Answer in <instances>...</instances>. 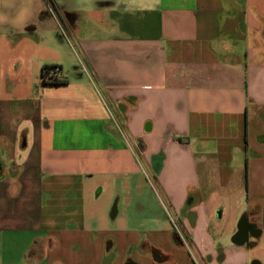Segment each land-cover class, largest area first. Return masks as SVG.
<instances>
[{
    "label": "crops",
    "instance_id": "0c3cea01",
    "mask_svg": "<svg viewBox=\"0 0 264 264\" xmlns=\"http://www.w3.org/2000/svg\"><path fill=\"white\" fill-rule=\"evenodd\" d=\"M0 264H264V0H0Z\"/></svg>",
    "mask_w": 264,
    "mask_h": 264
},
{
    "label": "trees",
    "instance_id": "16d2710c",
    "mask_svg": "<svg viewBox=\"0 0 264 264\" xmlns=\"http://www.w3.org/2000/svg\"><path fill=\"white\" fill-rule=\"evenodd\" d=\"M55 68H57L59 70V67H57V66H48V65L42 66V68H41V78H42V82L44 84L45 83H51V84H57L58 85V84H65L66 83L65 79L61 80V79H57L56 77L51 78L50 81H46L45 80V77L50 73V71L52 69H55Z\"/></svg>",
    "mask_w": 264,
    "mask_h": 264
},
{
    "label": "built area",
    "instance_id": "2783aa9c",
    "mask_svg": "<svg viewBox=\"0 0 264 264\" xmlns=\"http://www.w3.org/2000/svg\"><path fill=\"white\" fill-rule=\"evenodd\" d=\"M58 73H59V70H58L57 68L52 69V70L50 71V73L45 77V80H46V81H50L51 78L56 77ZM56 78H57V77H56Z\"/></svg>",
    "mask_w": 264,
    "mask_h": 264
},
{
    "label": "flooded vegetation",
    "instance_id": "af4514ba",
    "mask_svg": "<svg viewBox=\"0 0 264 264\" xmlns=\"http://www.w3.org/2000/svg\"><path fill=\"white\" fill-rule=\"evenodd\" d=\"M245 229H246V226H245L244 223H242V224L240 225V231H239L238 237L243 236V232H244Z\"/></svg>",
    "mask_w": 264,
    "mask_h": 264
},
{
    "label": "rangeland",
    "instance_id": "374dc122",
    "mask_svg": "<svg viewBox=\"0 0 264 264\" xmlns=\"http://www.w3.org/2000/svg\"><path fill=\"white\" fill-rule=\"evenodd\" d=\"M104 198H105V196L103 195V196L101 197V199H102L101 202H102V203L105 202V201L103 200ZM113 200H114V198H111V199H110L109 206H110V204L112 203Z\"/></svg>",
    "mask_w": 264,
    "mask_h": 264
}]
</instances>
